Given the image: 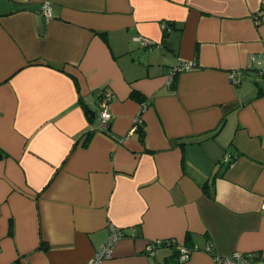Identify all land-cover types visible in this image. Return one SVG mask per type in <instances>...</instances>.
<instances>
[{
  "label": "crops",
  "instance_id": "0c3cea01",
  "mask_svg": "<svg viewBox=\"0 0 264 264\" xmlns=\"http://www.w3.org/2000/svg\"><path fill=\"white\" fill-rule=\"evenodd\" d=\"M262 68L264 0H0V264L264 256Z\"/></svg>",
  "mask_w": 264,
  "mask_h": 264
},
{
  "label": "built area",
  "instance_id": "2783aa9c",
  "mask_svg": "<svg viewBox=\"0 0 264 264\" xmlns=\"http://www.w3.org/2000/svg\"><path fill=\"white\" fill-rule=\"evenodd\" d=\"M41 11L45 16H50L51 6L49 1H44L42 3ZM257 23L260 22L259 19L256 20ZM169 28V27H167ZM141 43L145 46H148L152 43L146 37H137ZM195 64L192 61H179L176 65L170 68L167 77V83L170 84L173 82L177 73L189 70L194 68ZM260 74L262 78H264V68L260 70ZM229 79L233 83H237L236 73L231 71L228 73ZM111 99V94L109 92H103L99 99V104L101 107L100 115H99V130L104 132L109 131V121L111 119V112L109 110V101ZM140 117H137L135 122H139ZM135 123V124H136ZM135 128V125H134ZM232 159V154L227 151L224 155V161L229 162ZM109 233L107 239L98 247L95 251L94 255L90 257L85 264H101V262L107 258L112 257L115 246L117 242L125 236V232L123 229L117 227L113 223L108 224ZM174 244L176 251H177V260L179 264L184 263L190 256L191 249L184 246L181 243H178L172 239L169 240H152L148 242L145 246V252L148 255H154L156 249L161 244ZM252 263L257 262L258 264H264V256H254L252 252H241V251H234L231 254L224 255V256H215L214 263L215 264H245V263Z\"/></svg>",
  "mask_w": 264,
  "mask_h": 264
},
{
  "label": "trees",
  "instance_id": "16d2710c",
  "mask_svg": "<svg viewBox=\"0 0 264 264\" xmlns=\"http://www.w3.org/2000/svg\"><path fill=\"white\" fill-rule=\"evenodd\" d=\"M138 124H139V123L137 122V123L135 124V126L138 125ZM108 133H109V132H108ZM211 187H212V190L210 191V190H209V186H207L206 184L203 186L204 191H206V193H207L208 195L213 196V193H214V185L212 184ZM171 245H174V244L172 243ZM174 247H175V246H174ZM175 251H176V248H175ZM176 254H177V251H176ZM176 257H177V255H176Z\"/></svg>",
  "mask_w": 264,
  "mask_h": 264
}]
</instances>
